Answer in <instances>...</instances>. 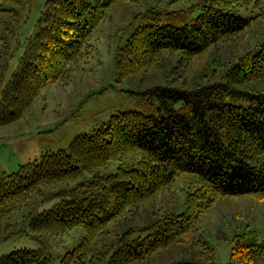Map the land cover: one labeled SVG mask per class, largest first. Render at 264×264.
<instances>
[{
  "label": "trees",
  "instance_id": "1",
  "mask_svg": "<svg viewBox=\"0 0 264 264\" xmlns=\"http://www.w3.org/2000/svg\"><path fill=\"white\" fill-rule=\"evenodd\" d=\"M20 1L0 0V73L11 56L2 15L12 14ZM114 1L45 0L0 89V126L20 119L49 83L70 80L90 50L91 31ZM233 1L203 0L194 17L179 21L162 14L148 18L116 50L119 76L157 63L163 51L189 57L243 30L250 18L234 13L229 7ZM263 77L264 42L235 60L221 80L192 88H148L144 107L112 114L99 128L76 135L66 149L46 151L13 172L0 173V218L42 194V187L76 180L68 198L29 223L34 232L83 228L82 240L58 264H130L175 244L215 196H264V91L243 87ZM130 154L133 162L125 165ZM112 160L121 162L115 172L80 180ZM181 174L191 175L185 212L163 213L142 226L122 229L102 248L94 246L115 217ZM186 263L213 264H171ZM0 264L55 263L42 249L22 248L1 255ZM214 264H264V238L252 229L236 235L229 260Z\"/></svg>",
  "mask_w": 264,
  "mask_h": 264
},
{
  "label": "rangeland",
  "instance_id": "2",
  "mask_svg": "<svg viewBox=\"0 0 264 264\" xmlns=\"http://www.w3.org/2000/svg\"><path fill=\"white\" fill-rule=\"evenodd\" d=\"M44 2L21 0L12 14L2 15L8 28L5 34L11 56L8 67L0 73V89L15 68ZM202 3L203 0L114 1L98 28L91 31L90 50L70 80L49 83L20 119L0 126V173L13 172L20 164L39 159L46 151L66 149L76 135L99 128L112 114L144 107L142 99L148 96L144 92L154 85L192 88L221 80L235 60L264 42V4L258 0H235L229 5L231 10L250 18L243 30L189 57H183L179 51H163L157 63L127 77L119 76L115 53L133 29L159 14L178 21L192 18ZM243 87L264 91V77ZM133 157V154L126 156L129 160L124 164H132ZM120 163L112 160L92 175L84 174L80 180L115 172ZM190 180V174H181L168 187L115 217L106 231L98 235L94 246L102 248L122 229L142 226L163 213L185 212ZM76 183L72 180L46 185L42 194L32 196L0 218V256L22 248L42 249L58 264L60 257L82 240L83 228L34 232L29 223L37 213L68 198V191ZM248 229L264 238V196L252 193L215 196L194 227L175 244L130 264H171L179 260L225 263L233 238ZM138 234L136 231L133 236Z\"/></svg>",
  "mask_w": 264,
  "mask_h": 264
}]
</instances>
